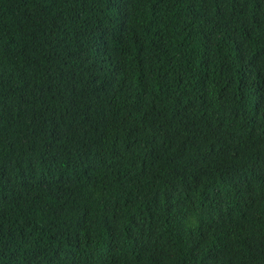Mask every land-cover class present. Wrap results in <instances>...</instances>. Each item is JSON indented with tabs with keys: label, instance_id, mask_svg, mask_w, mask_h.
I'll return each mask as SVG.
<instances>
[{
	"label": "trees",
	"instance_id": "16d2710c",
	"mask_svg": "<svg viewBox=\"0 0 264 264\" xmlns=\"http://www.w3.org/2000/svg\"><path fill=\"white\" fill-rule=\"evenodd\" d=\"M0 264H264V0H0Z\"/></svg>",
	"mask_w": 264,
	"mask_h": 264
}]
</instances>
